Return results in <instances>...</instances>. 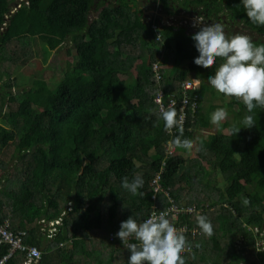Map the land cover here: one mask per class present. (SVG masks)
Segmentation results:
<instances>
[{
    "label": "trees",
    "instance_id": "16d2710c",
    "mask_svg": "<svg viewBox=\"0 0 264 264\" xmlns=\"http://www.w3.org/2000/svg\"><path fill=\"white\" fill-rule=\"evenodd\" d=\"M157 1L167 14L177 12L171 10L174 4L198 10L206 19L224 14L264 35V26L247 19L243 7L237 6L239 0ZM18 4L0 0V185L11 161L16 159L14 165H20L17 185L10 181L0 188V222L10 218L14 232L26 230V242L43 249L40 264H113L114 253L127 250L119 238L111 240L107 256L88 250L87 239L94 229L108 228L105 232L115 234L120 221L132 213L140 220L150 213L151 180L165 160V145L179 135L197 144L198 158L191 166L193 175L213 192L207 204L210 209L200 200H180L179 188L190 186L188 178L181 184L186 163L182 147L174 145L176 152L165 160L162 186L177 203L196 205L211 222L214 232L208 237L217 257L206 259L208 248L201 249L202 230L196 216L182 214L170 223H186L199 231L196 236L183 234L192 248L182 255L184 264L207 260L223 264L219 255L224 251L230 257L225 264H264V250H260L264 240L259 244L260 232L264 239V109H254L253 126L235 134L232 125L245 108L228 96L234 117H226L219 127L228 131H219L209 140L197 138L196 125L210 126V112L203 102L207 77L216 65L205 68L193 63L198 55L193 31L163 25L157 39L151 24L159 18L145 22L136 0H21ZM93 9L95 17H91ZM33 40L74 59L67 60L56 85L38 78L30 87L16 90L22 84H17L14 68L34 59ZM154 63L159 65L160 78L155 77ZM193 78L200 80V86L186 93L190 103L183 133L165 131L155 102L157 92L162 89L175 96L178 118L183 82ZM134 174L144 180L136 194L121 187L122 177L131 179ZM159 197L160 206L166 205L164 194ZM242 197L248 199L247 205ZM103 203H107V216ZM59 217L63 222L56 235L44 243L36 221ZM9 251L8 244H0V258ZM22 255L16 250L6 264H21Z\"/></svg>",
    "mask_w": 264,
    "mask_h": 264
},
{
    "label": "clouds",
    "instance_id": "9594fccd",
    "mask_svg": "<svg viewBox=\"0 0 264 264\" xmlns=\"http://www.w3.org/2000/svg\"><path fill=\"white\" fill-rule=\"evenodd\" d=\"M237 6L243 7L251 23L264 26V0H239ZM202 21L200 16L192 20V26L197 30L191 34V39L198 52L193 63L205 68L215 64L206 83L216 92L235 97L243 103L245 114L232 125L236 134L242 127L253 126L254 109H264V42L256 43L247 34L239 32L226 34L221 23ZM150 111L156 112L155 109ZM158 116L163 120L165 131L175 127L178 133H183L182 117L177 118L175 108L160 105ZM226 116V109L217 107L210 113L209 120L219 127ZM169 144L189 151L193 148L191 139H181L179 135ZM167 155H172V152L168 151ZM143 184L141 175L121 179V187L132 194H136ZM140 194L143 195V192ZM241 202L247 205L248 199L242 197ZM195 220L203 233H212L211 222L206 216L197 214ZM115 236L128 251L127 264H184L181 252L185 249V236L177 231L164 212L142 220L132 213L120 221Z\"/></svg>",
    "mask_w": 264,
    "mask_h": 264
},
{
    "label": "rangeland",
    "instance_id": "374dc122",
    "mask_svg": "<svg viewBox=\"0 0 264 264\" xmlns=\"http://www.w3.org/2000/svg\"><path fill=\"white\" fill-rule=\"evenodd\" d=\"M21 0H12V5L15 6L16 3H20ZM115 2V0H108L107 3ZM142 7V6H141ZM143 7H146L147 10L150 9V7H153V4H147L144 5ZM15 8V7H14ZM179 8V7H178ZM157 9H155L156 11ZM162 10V9H161ZM180 10V9H179ZM187 15V17H196L197 15L190 13L191 11L188 9H184L183 11L180 10V12H176L174 14L175 20L179 23V21H183L182 24H187L186 26L189 29H197L192 26V21L189 22V19H187V23H185L184 19H182V16L184 13ZM97 12L95 9H93L91 13V17H95ZM161 14L164 15V12H161ZM221 18L218 19H206L203 17L202 23H214V22H219L224 26L226 34H235L237 32L242 33V34H247L250 36L253 40H258L262 39L264 40V35L261 36L260 34L256 33L255 31L251 30L245 21H235V23L230 22V20L224 15H221ZM160 19V16H157ZM32 48L34 51V59L28 61L27 63L24 64H18L14 68L13 74L17 77L16 81L17 84H22L18 85L14 89L20 90L19 86H24L25 88H28L32 85L33 79H43L45 81H48L52 85H56V83L62 78V69H64L67 66V60L74 59V57L70 58L66 54L65 51L59 50V51H51V50H46L42 43L39 40H33L32 41ZM207 81V80H206ZM200 82V80H199ZM200 86V83L198 84V87ZM228 102L229 98L228 96H224L221 93L216 92L213 88H211L210 85H208L207 92L204 96V102H203V107L205 111H209L210 113L217 107H223L227 111V116H230L231 118L234 117V114L230 111L228 108ZM214 106V109L210 108ZM210 117V115H209ZM225 117V119H226ZM225 119L221 122V124L225 121ZM220 124V126H221ZM219 126V127H220ZM216 125H213L210 123V126L204 127L202 124H198L195 126V134L198 139L200 138H205V140H209L213 134L219 132V131H228V128H219ZM183 149V148H181ZM197 150V144L194 143L193 148L189 150H182L180 153L184 156L186 163L181 169V173H184V180L182 181L181 184L185 185L186 178L190 179V186L187 187L185 186L184 188H179L180 191V200L181 202H196V200H200L203 202L204 206L206 207L207 204H209L208 199L213 196V192L208 189L207 183L202 179H198V177L193 175V169L191 166V161L195 158H198L197 155L195 154ZM16 159H13L11 161V164H9V169L6 172V176L3 177V182L0 185V188H4L5 186H9V182L13 181L14 184L16 183L17 185V177L18 173L20 172V165H14ZM202 167V164H201ZM209 167V166H208ZM205 169V167L203 168ZM200 170V169H198ZM205 174L202 172H199V174ZM196 174V173H195ZM198 174V173H197ZM1 175V171H0ZM218 178L220 181L223 180L222 175L219 173ZM192 186V187H191ZM1 198V195H0ZM192 200V201H190ZM185 203V204H186ZM106 204L103 203V214L104 216H107V210H106ZM189 205H194V204H189ZM207 208L210 209V206L207 205ZM212 210V209H211ZM210 211V210H209ZM64 215V213L62 214ZM182 215V214H181ZM180 216V215H179ZM178 215L176 217H179ZM40 220L36 221V223L39 225V228L44 236V241L48 240L49 237L46 235L44 229H47L49 224L47 223H41L40 225ZM32 226H35V224H32ZM31 227V225H29ZM108 230L106 229H94L93 232L91 233V237L87 239V246L88 250H99L101 251L104 256H107L108 252L110 251V243L111 239L109 237L110 232H105ZM214 232V229L212 228V233ZM103 233V234H102ZM263 233L260 232V237H259V244L261 245L262 241L264 240L262 238ZM209 234L201 233L200 240L203 242L201 249H203V245L208 248L205 256L206 259L211 257H215V254H213V249L211 248V240L208 237ZM48 237V238H47ZM206 242V243H205ZM221 246L224 247L225 241L222 239L220 240ZM260 250H264V247L261 246ZM226 251L222 252L219 255V260L222 261L223 264H225L230 257L227 256ZM184 255V254H183ZM127 256H128V251L127 250H121L118 252L114 253V260L113 264H125L127 261ZM217 258V257H215ZM212 260H207L205 262H200V264H212ZM237 264H245V262H240Z\"/></svg>",
    "mask_w": 264,
    "mask_h": 264
},
{
    "label": "built area",
    "instance_id": "2783aa9c",
    "mask_svg": "<svg viewBox=\"0 0 264 264\" xmlns=\"http://www.w3.org/2000/svg\"><path fill=\"white\" fill-rule=\"evenodd\" d=\"M152 18L150 17L149 20ZM152 28L156 31L157 39H161V32L159 28L161 25L159 21L153 22L151 24ZM153 71L155 72V77L160 78L159 72V65L158 63H154L152 65ZM199 79L193 78L190 80H186L183 82V89H184V96L182 97L181 101L179 102V115L178 118L182 117V124L186 121V109L188 104L190 103V99L187 97L186 93L188 90L195 89L198 87ZM196 96L193 99V108L196 106L195 101ZM155 102L158 106V110L160 105H163L165 108L171 106L174 107L177 105L178 101L175 96L171 93H165L162 89H160L155 97ZM159 102V103H157ZM177 130L173 127L169 132L175 133ZM171 151L172 155H167V152ZM176 152V147L174 145H170L169 142L165 145V160L167 158L172 157ZM162 162L160 169L155 173L151 180V190L153 192V205L150 210V213L145 217L147 218L149 215H158L161 212H164L168 219H177V215L187 214V215H197L200 214V209L197 208L196 205H186V204H179L175 201L173 196L170 194L169 190L162 186V174L166 165V161ZM160 194H164V197L167 199V203L164 206H160L161 198L159 197ZM63 222L62 218L59 217L52 221H45L41 220V223H47L49 226L47 227L48 230V237H53L57 233V228ZM177 231L182 232L183 234H191L192 236H196L199 234L198 228L196 226L190 227L188 224L183 223L178 226H175ZM27 232L26 230H19L14 232L11 229V224L9 219H5L0 222V244H8L10 246V251L0 258V264H6L8 259L12 256V254L17 250L22 252L23 257L21 260V264H39L41 258L43 256V252L35 245H30L26 242ZM111 240H115L116 237L114 233L109 235ZM191 246L186 243L184 251L181 252L183 255L186 252H191Z\"/></svg>",
    "mask_w": 264,
    "mask_h": 264
},
{
    "label": "crops",
    "instance_id": "0c3cea01",
    "mask_svg": "<svg viewBox=\"0 0 264 264\" xmlns=\"http://www.w3.org/2000/svg\"><path fill=\"white\" fill-rule=\"evenodd\" d=\"M136 3H138L137 4V8H139V9H141L142 10V15L143 14H145V16H147L148 18H147V21H149V19H150V17L152 18V17H156V15L157 16H160L161 15V12H164L163 11V7L160 9L159 8V6H160V3L156 0H136ZM149 5V4H153V7H150V9L149 10H147L146 9V7H143L144 5ZM142 6V7H141ZM155 9H157L156 11H155ZM184 13V15L182 16V18H184L185 20H187V19H189V22L190 21H192L193 20V18L194 17H187V15L185 14V12H183ZM190 13H192V14H195V13H193V12H190ZM167 13H165L164 12V15H166ZM168 15H172V14H168ZM184 20V21H185ZM5 219H9L10 220V218H5ZM5 219H3V220H5ZM2 220V221H3ZM10 224H11V220H10ZM40 225H41V222H40ZM39 228V227H38ZM39 231L41 232V230H40V228H39ZM44 231H45V233H46V235L48 236V230L47 229H44ZM42 233V232H41ZM44 237V236H43ZM48 238V237H47ZM50 238V237H49ZM44 239L45 238H43V242L44 243H47L48 242V240H46V241H44ZM41 250V249H40ZM41 251H43V249L41 250ZM22 257H23V255H22ZM22 260V259H21ZM19 263H20V261H19ZM40 264V263H39Z\"/></svg>",
    "mask_w": 264,
    "mask_h": 264
},
{
    "label": "water",
    "instance_id": "95a60500",
    "mask_svg": "<svg viewBox=\"0 0 264 264\" xmlns=\"http://www.w3.org/2000/svg\"><path fill=\"white\" fill-rule=\"evenodd\" d=\"M15 6L19 7L20 4L16 3ZM162 7H163V5L160 4L159 8L161 9ZM134 10H135V8H134ZM142 17H143V20L146 22L148 17L145 16V14H143ZM159 23L161 26H163V25H175V26H177L179 24L172 15H168V14H166V15L161 14ZM192 31L195 32L196 29H192Z\"/></svg>",
    "mask_w": 264,
    "mask_h": 264
},
{
    "label": "flooded vegetation",
    "instance_id": "af4514ba",
    "mask_svg": "<svg viewBox=\"0 0 264 264\" xmlns=\"http://www.w3.org/2000/svg\"><path fill=\"white\" fill-rule=\"evenodd\" d=\"M105 1L107 2L108 0H105ZM162 5H163V4H162ZM176 9H177V12H180V10H181V11L184 10L183 7H179V8H178V6H176V4L171 5V10L174 11V10H176ZM179 9H180V10H179ZM190 11L193 12V13H195V15L200 16V15L198 14V10H193V8H190ZM174 14H175V13L172 14L173 17H174ZM200 17H201V16H200ZM174 18H175V17H174ZM182 19H184V18H182ZM202 19H203V17H202ZM159 20H160V19H159ZM184 20H185V19H184ZM182 22H183V21H181V22L179 21V24H178V25L183 26V27H187V26H186L187 24H182ZM230 22L235 23L234 20H231ZM185 23H187L186 20H185ZM187 28H188V27H187ZM191 30H192V29H191ZM196 30H197V29H196Z\"/></svg>",
    "mask_w": 264,
    "mask_h": 264
}]
</instances>
